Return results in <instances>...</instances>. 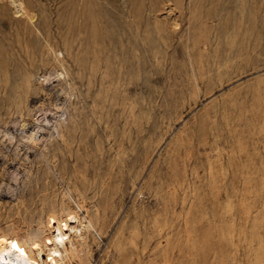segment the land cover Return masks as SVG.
I'll list each match as a JSON object with an SVG mask.
<instances>
[{"label": "bare ground", "instance_id": "1", "mask_svg": "<svg viewBox=\"0 0 264 264\" xmlns=\"http://www.w3.org/2000/svg\"><path fill=\"white\" fill-rule=\"evenodd\" d=\"M235 1L239 24L257 17L251 3ZM104 2L80 0V16L68 21V30L56 32L50 11L37 0H4L13 34L0 40V132L15 142L17 156L25 150L26 158L34 156L46 169L28 202L18 196L14 209L26 215V226L0 227V264H94L96 247L108 236L99 264H133L134 242L148 226L154 232L150 238L168 242L178 229L187 250L180 261L188 264L197 226L211 222L210 202L220 208L222 222L233 225L235 214L257 196L255 158L247 154V161L238 163L231 152L226 165L222 130L215 128L212 114L183 127L162 150L161 137L141 158L138 148L147 149L148 139L131 130L137 115L127 88L142 78L146 53L158 55L179 42L187 52L192 86L199 88L193 52L211 46L216 30L211 19L223 0H123L119 31L108 24ZM238 30L233 25L225 34L230 45ZM118 105L122 128L114 117ZM9 124L13 130L7 133L3 127ZM227 175L241 176L243 184L228 185ZM199 177L207 184L202 195L196 194ZM223 192L226 199L220 201ZM128 194L132 202L125 211Z\"/></svg>", "mask_w": 264, "mask_h": 264}, {"label": "rangeland", "instance_id": "2", "mask_svg": "<svg viewBox=\"0 0 264 264\" xmlns=\"http://www.w3.org/2000/svg\"><path fill=\"white\" fill-rule=\"evenodd\" d=\"M37 1L41 8L45 7L48 12L50 11L51 26L56 32L68 30L70 28L68 21L78 18L82 10L80 0ZM104 1L102 10L108 24H115L116 30L119 31L125 12L123 0ZM246 1L247 7L251 4L256 7L255 19L247 18L245 24H239V8H236V1L223 0L219 10L211 19V24L216 29L211 35V46L193 52L198 61V72L201 77L198 81L199 88L194 90V85L192 86L193 82L191 83L188 76L187 52L179 42H175L158 55L149 50L143 64L142 78L134 80L127 88L128 102L136 105L137 120L131 125L132 133L148 139L147 149L139 146L138 158H141L146 150L151 149L164 136L160 149L162 150L168 142L174 140V135L183 127L192 126L198 119L206 118V114L210 113L214 117L215 128L222 130L219 142L224 148L226 165L229 167L231 152L237 154L238 163L247 161V154L253 155L256 160L259 174L255 183L258 192L250 203L252 205L236 213V221L232 225L229 222H222L220 208L210 202L211 222L209 225L197 226L193 261L188 264H264V168L262 167L264 163V0ZM11 24L10 9L5 6L4 0H0V40L6 35L13 34ZM233 25L240 26V30L236 43L230 45L225 34L231 32ZM113 37H117V34ZM114 117L117 128H122L125 118L121 106H117ZM9 125H6L8 128L3 127L8 129L7 133L13 130V126ZM203 125L206 128L210 126V122L206 120ZM207 137L210 142L214 140L210 134ZM93 141L91 140V145H94ZM105 144L108 148V144ZM15 147V142L11 143L9 136L0 132V227L2 228L10 223L21 226L24 222L22 226H26V215L16 213L14 209L18 196L21 194L22 199L28 202L37 180L43 177L46 169H44L45 164L38 167L33 162L34 156L26 158L25 150H19L21 154L17 156ZM203 153L204 151H200V154ZM201 161L198 163L200 167ZM30 163L33 165L31 166ZM200 171L202 175L204 171L202 169ZM201 179L203 177H199L195 185L197 195H202L206 191L207 184ZM233 181L240 186L243 184L241 176L227 175L224 179L228 185ZM126 198L125 211L132 202L131 194ZM225 199L226 195L223 192L219 200ZM150 227L148 226L134 242L133 264H182L180 260L186 255L187 250L184 240L179 237L181 235L178 234V229L171 232L173 237L168 242L164 239L159 241L150 238L154 234ZM206 233L205 240L203 235ZM109 241L110 236L105 237L96 247L94 264L101 263Z\"/></svg>", "mask_w": 264, "mask_h": 264}]
</instances>
